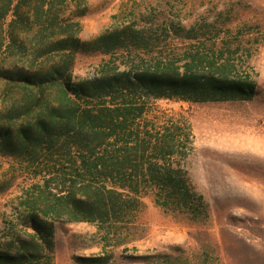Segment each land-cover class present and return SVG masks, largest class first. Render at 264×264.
Listing matches in <instances>:
<instances>
[{
	"label": "trees",
	"instance_id": "1",
	"mask_svg": "<svg viewBox=\"0 0 264 264\" xmlns=\"http://www.w3.org/2000/svg\"><path fill=\"white\" fill-rule=\"evenodd\" d=\"M88 2L0 0V80L9 92L23 97L10 105L4 102L0 111V155L25 164L28 171L34 168L35 172H27L34 176L51 175L44 187L53 196V202L38 208L40 212L28 207L26 226L34 234L30 240L9 243L0 251V264H42L53 251L54 221H123L153 189L158 191L159 205L188 208L198 217L202 197L189 189L186 173L167 162L174 153L169 143L133 126L144 113V105L137 101L205 103L249 101L255 96L256 82L233 73L231 55L221 50L191 46L179 54L163 52L160 36L198 39L193 34L196 27H178L167 17L141 16L82 40L80 20L88 13ZM118 51L127 53L120 64L125 69L106 66L94 78L72 80L76 54ZM14 57L6 66V59ZM52 92L59 95L57 101L41 105ZM65 147L83 155L84 172H41L47 166L40 162L53 159ZM97 149L103 154L89 164L84 155ZM80 261L103 264L104 258Z\"/></svg>",
	"mask_w": 264,
	"mask_h": 264
},
{
	"label": "rangeland",
	"instance_id": "2",
	"mask_svg": "<svg viewBox=\"0 0 264 264\" xmlns=\"http://www.w3.org/2000/svg\"><path fill=\"white\" fill-rule=\"evenodd\" d=\"M146 15L196 27L197 40L164 35L160 48L179 54L194 46L231 55L233 73L256 82L255 96L249 101L205 103L137 101L144 113L133 126L169 143L174 153L167 162L185 172L189 189L202 197L198 217L188 208L159 205L153 189L123 221H54L53 251L42 264H82L83 257H103V264H264V0H89L88 13L80 20V38L93 39ZM201 23L211 25L202 29ZM125 56L123 51L78 53L72 80L94 78L106 66L123 70ZM16 59H6L5 65ZM58 97L52 92L41 105ZM21 101L23 97L9 92L0 80V111L4 102ZM62 151L53 159L44 158L40 166L47 168L41 172H84L77 149ZM102 154L97 149L84 157L92 164ZM27 172L35 169L28 171L25 164L0 155V251L9 243L31 239L34 230L26 226L29 206L40 212L39 207L53 202L44 187L52 176ZM50 184L57 192L56 181Z\"/></svg>",
	"mask_w": 264,
	"mask_h": 264
}]
</instances>
